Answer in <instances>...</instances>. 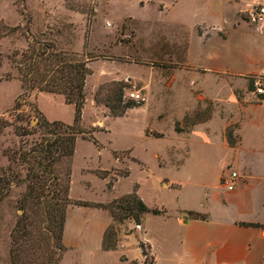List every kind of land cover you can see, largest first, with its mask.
I'll list each match as a JSON object with an SVG mask.
<instances>
[{
    "label": "rangeland",
    "instance_id": "1",
    "mask_svg": "<svg viewBox=\"0 0 264 264\" xmlns=\"http://www.w3.org/2000/svg\"><path fill=\"white\" fill-rule=\"evenodd\" d=\"M262 7L264 0H0V178L11 181L0 192V264H11L28 174L20 154L42 139L38 115L66 125L74 118L61 95L22 89L13 60L33 40L96 57L87 64L81 125L99 146L78 137L72 158L59 164L71 172L69 199L107 206L136 191L161 213L144 215L138 231L117 208L102 210L116 249L66 248L58 264H144L140 241L174 247L178 218L236 216L234 204L224 206L235 196L264 214V101L249 89L257 71L242 74L264 67V22H252ZM212 55L222 73L195 68ZM119 84L123 102L141 104L114 118L106 101ZM231 172L240 183L228 192ZM34 218L44 226L43 215Z\"/></svg>",
    "mask_w": 264,
    "mask_h": 264
},
{
    "label": "trees",
    "instance_id": "2",
    "mask_svg": "<svg viewBox=\"0 0 264 264\" xmlns=\"http://www.w3.org/2000/svg\"><path fill=\"white\" fill-rule=\"evenodd\" d=\"M95 58L87 54L78 55L57 49L50 42L33 40L20 58L13 60L17 65L24 92L36 91L61 95L66 104L74 106V118L71 125H66L61 122H48L44 116L38 115L42 139L29 151L20 154L21 160L28 166V174L25 193L18 200L17 205L21 215L16 221L11 236V264H58L66 251L63 235L66 211L70 205L107 210L110 214L114 208H117L120 215H124V218L130 217L137 225L146 214H161L158 210L147 208L136 191L107 206L84 201L72 202L69 199L71 172L69 168L62 172L59 164L72 158L78 137L99 146L97 140L81 125L82 109L85 103V81L90 75L87 64ZM116 87L111 98L106 101V106L114 118L123 116L127 110L141 104L132 100L123 102L124 86L119 84ZM29 134L30 132L22 130L21 135ZM229 144H233L231 140ZM107 175V172H102L100 178L106 179ZM10 184V180L1 177L0 192L8 188ZM40 214L45 217L43 227L36 225L34 218ZM186 217L192 220L207 219L206 215L195 212H187ZM120 219L123 220V218ZM242 225L261 227L258 224ZM34 231H37V236ZM116 236L113 228L108 227L103 235L102 251L116 249ZM141 253L145 259L148 257L144 250Z\"/></svg>",
    "mask_w": 264,
    "mask_h": 264
},
{
    "label": "crops",
    "instance_id": "3",
    "mask_svg": "<svg viewBox=\"0 0 264 264\" xmlns=\"http://www.w3.org/2000/svg\"><path fill=\"white\" fill-rule=\"evenodd\" d=\"M191 48L188 44L186 60L189 64ZM195 68L204 73H222L216 55L207 58L204 68ZM261 69L242 74L258 73ZM241 185L244 187L245 184ZM228 203L236 206V216L213 218L206 215L205 221L178 218L179 237L174 247L163 242L155 246L140 241L147 246L149 255L148 261L144 258V264H264V214H253L256 204L251 199L235 196L232 201L224 202V206ZM109 224L110 218L105 211L70 206L66 211L63 243L68 250L83 248L91 254L102 252V239Z\"/></svg>",
    "mask_w": 264,
    "mask_h": 264
},
{
    "label": "built area",
    "instance_id": "4",
    "mask_svg": "<svg viewBox=\"0 0 264 264\" xmlns=\"http://www.w3.org/2000/svg\"><path fill=\"white\" fill-rule=\"evenodd\" d=\"M252 22L255 24H262L264 22V7L260 8L254 16H252ZM248 83L251 95L257 98L259 101H264V69H261L258 73L248 76ZM130 98L134 100H142L141 96L137 93H131ZM240 183V177L231 172L223 178V187L228 192H233ZM135 230H141V225H135Z\"/></svg>",
    "mask_w": 264,
    "mask_h": 264
}]
</instances>
